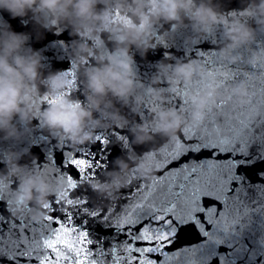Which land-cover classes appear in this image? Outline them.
<instances>
[{"label": "snow or ice", "instance_id": "6c2138e0", "mask_svg": "<svg viewBox=\"0 0 264 264\" xmlns=\"http://www.w3.org/2000/svg\"><path fill=\"white\" fill-rule=\"evenodd\" d=\"M196 55L205 73L173 89L169 104L190 113L193 93L216 80L219 94L203 120L187 122L151 153L155 175L130 173L114 205L93 208L76 195L106 168L107 134L95 136V151L62 153V168L48 154L46 171L66 188L43 205L40 221L3 215L10 201L0 185V264H264V57L245 70L218 51ZM240 78L247 101L227 87ZM145 107L160 105L149 99ZM111 136L127 147L121 131Z\"/></svg>", "mask_w": 264, "mask_h": 264}, {"label": "water", "instance_id": "95a60500", "mask_svg": "<svg viewBox=\"0 0 264 264\" xmlns=\"http://www.w3.org/2000/svg\"><path fill=\"white\" fill-rule=\"evenodd\" d=\"M122 3L123 0H108L107 5L100 2L96 7L98 11L106 6L112 8L114 24L132 23L135 18H130L131 14L126 10L121 11ZM205 3L217 12L218 19L215 23L200 25L187 17L179 22L160 19L151 25L149 45L146 48H137L135 45L129 48L136 87L127 102L109 94L105 99L111 101V106L105 108L101 104L103 113L95 109L92 111L93 120L86 121L84 127V131L91 134L89 139L81 142L72 138V133L63 128H49L44 125L39 115L30 123L15 117L13 123L17 127L16 136L5 137L0 132V185L7 186L6 199L10 201L3 205V215L9 219L42 220L48 214L43 205L66 188V185L59 184L46 171L45 164H50L48 154L53 153L55 167L62 168V153L95 151L98 147L94 139L97 134H107L111 141L108 146L110 155L107 166L98 170L94 180L81 184L76 193L86 198L91 207L114 205L127 191L128 178L134 169L137 175L145 178L155 175V169L148 166V162L153 159L151 153L161 141L174 139L187 122L203 120L207 108L219 94L216 80L209 82L198 94L193 93L190 113L169 104L173 89L185 82L198 80L205 73L206 67L196 52L218 51L224 54L230 66L236 68L243 65L245 70H250L251 66L264 57V23L259 22L261 18L256 7L259 0H205ZM236 21L247 25L251 35L242 42L234 43L227 37L226 32ZM4 23L9 24L13 31L27 35L24 50L31 49L40 53L42 76L41 81H38L37 94L40 111L58 102L70 107L77 103L89 107L86 69L96 66L97 61L89 57L85 64L78 62L77 44L84 42V38L73 34L70 24L60 22L48 28L44 26L46 17L43 13L34 15L29 12L27 16L13 18L7 11L0 10V25ZM99 35L103 43L96 49L98 52L119 54L115 33L102 31ZM87 43L94 44L90 39ZM178 65L184 66L189 75L176 72ZM56 73H60L61 77L55 90L50 91L47 78ZM227 87L234 93L235 100L247 101L250 90L243 78L232 81ZM212 88L215 89L214 92L208 95ZM44 97L59 99L56 103H48ZM201 98L205 101L203 107H199ZM149 99L160 105L150 113L146 112L145 107ZM162 112L169 114L167 121L174 122V127L167 130L161 127ZM197 112L200 113L199 117L194 115ZM111 113H117V118H113ZM141 113H145L144 118H141ZM260 116L259 111L249 113L253 120ZM96 120L99 123L93 122ZM113 131H121L126 136L127 147L111 136ZM9 160L19 166V170L12 174H9L12 167ZM29 177L37 179V186L32 188L34 198L27 203L20 202L17 196L22 191V184ZM40 182L46 185L43 204L38 203L35 198L40 194ZM90 227L94 228V225Z\"/></svg>", "mask_w": 264, "mask_h": 264}, {"label": "clouds", "instance_id": "9594fccd", "mask_svg": "<svg viewBox=\"0 0 264 264\" xmlns=\"http://www.w3.org/2000/svg\"><path fill=\"white\" fill-rule=\"evenodd\" d=\"M108 0H0V10L7 11L13 18L43 13L46 17L45 27L51 28L60 22H67L72 26L73 34L84 38V42L77 44V59L85 64L89 57L97 61L96 66L86 69L87 88L89 89V107L79 103L67 106L58 102L48 105L40 111V102L37 99L39 92L38 81H41V56L31 49L24 50L28 39L24 33L11 29L7 23L0 25V132L5 137L17 135V127L13 123L15 117L20 121L30 123L39 115L45 126L49 128H63L72 133V138L83 142L90 138V133L84 131L86 121H92V111L100 110L101 104L105 108L111 106V101L105 98L111 94L127 102L128 97L136 87L135 74L132 68V57L129 48L149 45L151 25L163 19L165 21H182L184 17L200 25L215 23L218 14L205 0H123L121 11H127L134 17L132 23H116L113 21V9L105 7L97 10V4ZM261 23H264V0L256 5ZM119 19V18H117ZM138 21V22H137ZM173 27H176L173 24ZM102 31L115 33L117 43L116 53H100L96 49L103 43L100 38ZM227 37L235 42L246 40L251 31L247 25L236 21L228 28ZM92 40L89 45L87 40ZM23 50V51H22ZM176 72L189 75L184 66L178 65ZM61 77L60 73L50 74L47 78L50 91ZM214 88L208 95H212ZM204 99L199 100V107H203ZM107 114V113H105ZM117 118V113H111ZM168 113H160L161 127L167 130L174 127V122L167 121ZM196 117L200 116L197 112ZM99 123L98 120L93 121ZM143 131V129H141ZM142 139V137H140ZM12 165L10 173L19 170V166ZM37 186V179L29 177L22 184V191L17 200L27 203L32 200V188ZM46 185L38 184L39 196L35 197L38 203L45 202Z\"/></svg>", "mask_w": 264, "mask_h": 264}]
</instances>
